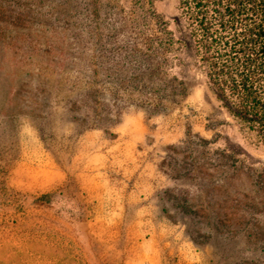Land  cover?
I'll list each match as a JSON object with an SVG mask.
<instances>
[{
  "label": "rangeland",
  "instance_id": "1",
  "mask_svg": "<svg viewBox=\"0 0 264 264\" xmlns=\"http://www.w3.org/2000/svg\"><path fill=\"white\" fill-rule=\"evenodd\" d=\"M65 5L35 60L0 59V264H264V150L178 0Z\"/></svg>",
  "mask_w": 264,
  "mask_h": 264
},
{
  "label": "trees",
  "instance_id": "2",
  "mask_svg": "<svg viewBox=\"0 0 264 264\" xmlns=\"http://www.w3.org/2000/svg\"><path fill=\"white\" fill-rule=\"evenodd\" d=\"M65 6V0H0L2 62L10 54L17 62L35 60L31 46L49 40L45 28L35 27L65 19ZM177 9L179 41L243 139L264 150V0H178ZM148 64L155 70L153 59Z\"/></svg>",
  "mask_w": 264,
  "mask_h": 264
}]
</instances>
